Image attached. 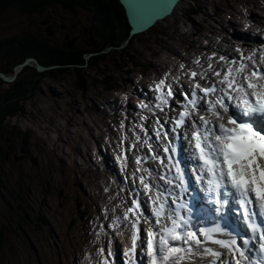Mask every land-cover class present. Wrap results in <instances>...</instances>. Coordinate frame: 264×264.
Returning a JSON list of instances; mask_svg holds the SVG:
<instances>
[{
  "label": "rangeland",
  "instance_id": "1",
  "mask_svg": "<svg viewBox=\"0 0 264 264\" xmlns=\"http://www.w3.org/2000/svg\"><path fill=\"white\" fill-rule=\"evenodd\" d=\"M180 4L173 17L169 16L136 38L130 37L121 46L117 44L119 47L113 44L117 47L107 49L105 57L96 61L97 65H85L83 78L71 69L58 79L38 78L32 94L21 104L22 111L4 121L6 130L3 133L12 134L9 136L13 139L12 152L22 158L19 161L7 159L0 167V191L3 194L0 196V226L9 228V233L5 232L6 243L10 242L9 250L6 247L2 252L1 264H71L70 260L73 255L77 256L84 239L80 233L84 226L74 221L78 201L89 207L92 202L100 201V207L106 209L102 195L96 190L100 174L94 168L91 156L99 148L102 154L122 153L116 141L120 136L117 113L125 112L121 108L125 107L127 98L124 97L126 92H120L119 88L126 87L128 80L136 76L137 84H146L148 81L140 76L153 72L157 78L162 76L160 70L165 69L183 72L186 78L189 76L188 80H192L188 70L197 71L199 65L207 68L204 61L213 52L217 54L214 46L227 43L228 32L234 29L231 23L236 24V29H242L251 12H254L250 16L253 19L259 17L255 12L264 13V0H184ZM53 8L40 22L36 20V29L48 37L49 42L61 44L66 40L67 48L82 43L86 51L95 52L85 44L90 36V31L85 28L90 26L91 29L97 24L86 0H78L75 11L59 6ZM10 16L12 19L15 14ZM57 20L62 25L60 31L54 26ZM10 21L8 16L0 21V42L19 30L20 22L14 21L13 26ZM47 27L52 28L53 35H48ZM208 38L211 39L209 42L206 41ZM91 57L96 58V55L88 53L87 58ZM197 59L199 65L195 63ZM181 64L185 65L184 69L180 68ZM55 66L44 65L49 69ZM15 70L19 71L20 66ZM11 74L14 76L15 73ZM18 74L28 76L24 67ZM0 75H3L2 71ZM102 76L109 77L115 88L106 90L104 82L97 81L102 80ZM83 80L86 87H82ZM136 86L131 84V90L134 97L140 98L136 95ZM129 115L128 112L125 116ZM127 121L128 128L133 126V120ZM20 131L27 132V141L22 139ZM93 161L99 164L97 159ZM63 186L66 192L61 195L59 190ZM16 189L21 196L18 201H15ZM99 191H103L102 186ZM41 210L49 211L51 216L45 236L37 233L36 222L26 218V215L38 217ZM86 229L93 232L95 227L86 226ZM106 239L108 235L98 243L105 244Z\"/></svg>",
  "mask_w": 264,
  "mask_h": 264
},
{
  "label": "snow or ice",
  "instance_id": "2",
  "mask_svg": "<svg viewBox=\"0 0 264 264\" xmlns=\"http://www.w3.org/2000/svg\"><path fill=\"white\" fill-rule=\"evenodd\" d=\"M235 51L239 55L231 60L219 56L225 65L218 70L213 68L212 58L217 55L213 52L206 70L191 71L193 83L187 90L168 83V73L153 82L150 91L155 93L156 103L153 106L141 101V109L155 115L154 109L176 111L170 100L179 105L170 132L164 131L165 124L159 119L155 129L157 139L167 141L166 167L175 169L171 179H160L173 187L150 196V207L137 194L122 216H113L107 226L100 223L97 240L102 234L108 235L106 229L123 235L117 229L129 223L130 246L121 252L109 239L95 249V264H264V44L247 54L240 47ZM195 63L199 65V59ZM209 71L217 79L201 84L210 79ZM173 80L178 83L179 77ZM138 126L147 136L150 130L143 124ZM122 160L126 167L127 157ZM136 162L140 163L139 157ZM189 177L212 206L215 215L210 223L197 219L190 201L183 199L192 187ZM139 179L145 193L153 190L145 177ZM104 211L107 219L108 209ZM229 213L237 214L242 231L224 222ZM142 222L149 226L141 227Z\"/></svg>",
  "mask_w": 264,
  "mask_h": 264
},
{
  "label": "trees",
  "instance_id": "3",
  "mask_svg": "<svg viewBox=\"0 0 264 264\" xmlns=\"http://www.w3.org/2000/svg\"><path fill=\"white\" fill-rule=\"evenodd\" d=\"M86 1L87 4L91 6V8H89L90 11H97L95 16L97 18L98 27H95L92 36H94V38H102V43H100L99 46H96V48L91 46L93 48L92 50L95 52L98 51L96 58L91 57L89 59L87 58V54L94 52H90V50L86 51V47L81 51H77L76 49L67 48L65 43L55 44L49 42V38L40 33L35 27L36 20L38 19L40 22V20L44 19L43 17L50 12V9L53 10V7L59 6L64 9L75 11L74 8L78 5V0H0V21H3L6 19V16H8L9 21L13 19L10 21L13 23V26L20 22L17 27H19V30L22 28L21 31L18 30L17 32L16 30L15 33L0 42V71L11 76L13 75L11 73H14L15 66L17 64H22L30 57L35 58L38 63L43 66L56 65L47 71H38L36 63L26 65L24 71L28 73V76L23 77L22 75H18L12 83H6L3 78L0 77V167L4 166L3 162L7 159L16 160V158H22L21 156H18L19 154L12 152L13 139L10 140L9 138L12 134L9 135L8 131H6V134L3 133V131L6 130L3 128L6 127L4 121L22 111L23 107L21 104L24 100H27L26 97L28 95L32 94L38 78L40 79L41 77L49 76L58 79L65 75V72L70 71V69L83 78L84 73L82 68L85 65L92 66L94 63L97 65L96 61L105 57V52L110 46L113 44H120L128 38L131 26L128 22L125 9L119 0ZM82 5L86 6V4ZM57 12L58 11L55 9V13ZM11 13L15 14L12 19L10 16ZM15 17L17 19H14ZM14 21L16 23H14ZM26 22H30V24L27 25ZM86 28L90 29V26ZM136 37L137 36L134 38ZM102 77V80L99 79L97 81L104 82V87L106 89L115 88L114 83L109 80V77ZM85 83L86 81L83 80L82 87H86ZM20 135L23 140H28L27 132L20 131ZM34 162H36V159ZM65 188L66 187L63 186L59 190L61 195L65 194ZM15 193V200L20 199V192L16 189ZM1 195H3L2 191H0V196ZM82 203L83 202L78 201V205H82ZM79 210H81V216L82 212L83 214L86 212L83 208ZM43 215V217L41 215L38 219V224L41 228H44V225H49L47 223L51 220V217L48 214L45 215L43 213ZM34 218L35 217L33 216L29 219L33 220ZM5 230H8V228L5 225H1L0 257L6 247L7 250H9L10 246V242L6 243L7 236L5 235ZM37 233L41 235L40 230ZM49 233L50 232H48V235Z\"/></svg>",
  "mask_w": 264,
  "mask_h": 264
},
{
  "label": "water",
  "instance_id": "4",
  "mask_svg": "<svg viewBox=\"0 0 264 264\" xmlns=\"http://www.w3.org/2000/svg\"><path fill=\"white\" fill-rule=\"evenodd\" d=\"M125 9L130 35L141 34L159 25L162 19L174 13L176 6L184 0H119ZM48 35H53L47 27Z\"/></svg>",
  "mask_w": 264,
  "mask_h": 264
},
{
  "label": "flooded vegetation",
  "instance_id": "5",
  "mask_svg": "<svg viewBox=\"0 0 264 264\" xmlns=\"http://www.w3.org/2000/svg\"><path fill=\"white\" fill-rule=\"evenodd\" d=\"M90 10V9H89ZM94 21L97 23V18H96V12L97 11H95L94 10ZM53 26V25H52ZM54 26H55V28H56V26H58V29H59V31H60V27L62 26L61 24H60V22L57 20L55 23H54ZM95 27L97 28L98 27V25L96 24V25H94L91 29H87V28H85V30L86 31H90V36H89V40L85 43L86 45H90V46H94L95 48H96V46H99V44L100 43H102V38L101 37H95L94 38V36H92L93 35V32L95 31ZM66 29V28H65ZM54 31H55V29H53ZM66 34V33H65ZM67 35H68V33H67ZM73 42H74V39H73ZM62 43H65V44H67V41L66 40H64V41H62ZM67 46H69V45H67ZM70 48L71 49H76L77 51H81L82 49H84L85 47H84V44H82V43H76L74 46H70Z\"/></svg>",
  "mask_w": 264,
  "mask_h": 264
},
{
  "label": "bare ground",
  "instance_id": "6",
  "mask_svg": "<svg viewBox=\"0 0 264 264\" xmlns=\"http://www.w3.org/2000/svg\"><path fill=\"white\" fill-rule=\"evenodd\" d=\"M180 3H181V2H180ZM180 3L176 6L174 13H172L170 16L173 17L174 14H175V12H176V10L179 11V7H180V5H181ZM187 13H188V12H187ZM191 13H193V12H191ZM194 13H195V12H194ZM168 17H169V16H168ZM168 17H167V18H168ZM167 18H165V19H167ZM254 18H257V17H254ZM165 19H162V21L165 20ZM253 20L256 21L257 19H253ZM162 21H161V22H162ZM232 24H233V27H234V29H233L232 32H236V31H237V30H236V27H235L236 24L231 23V25H232ZM240 30H241V29H240ZM130 31H131V29H130ZM130 37H131V39H132V38L135 37V35H130V33H129L128 39H129ZM131 39H130V40H131ZM252 39H253V40H256L254 36H252ZM252 39H247V41H251ZM230 42H232V41H230ZM160 77H162V76H160ZM147 83H149V82H147ZM140 85L143 86V89L146 88V87L144 86V85H145L144 82H143V84H140ZM136 90L139 92V93H138V92L136 91V95H139L140 98H145L144 93L142 92V90L139 91L138 88H137ZM134 111H135V110H134ZM81 144H82V143H81ZM167 155H168V154L165 153V155H163V156L167 157ZM180 158H181V159H184V157H183L182 154H181V157H180ZM163 159L166 161V158L163 157ZM143 162L145 163L146 161H143ZM166 162H167V161H166ZM111 163H112V161H111ZM167 163H168V162H167ZM145 164H146V163H145ZM172 171L175 172V169L173 168ZM153 184H154V183H153ZM153 186H154V185H153ZM155 186H156V188H157V191H163V189H164V187H162V185H161V186H160V185H155ZM170 187H173V186H170ZM149 207H150V206H149Z\"/></svg>",
  "mask_w": 264,
  "mask_h": 264
}]
</instances>
